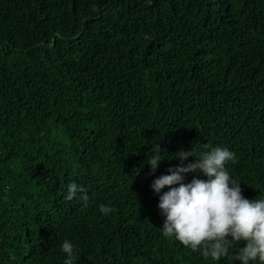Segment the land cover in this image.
<instances>
[{
  "label": "trees",
  "instance_id": "16d2710c",
  "mask_svg": "<svg viewBox=\"0 0 264 264\" xmlns=\"http://www.w3.org/2000/svg\"><path fill=\"white\" fill-rule=\"evenodd\" d=\"M154 143L264 198V0H0V264H239L163 235Z\"/></svg>",
  "mask_w": 264,
  "mask_h": 264
},
{
  "label": "clouds",
  "instance_id": "9594fccd",
  "mask_svg": "<svg viewBox=\"0 0 264 264\" xmlns=\"http://www.w3.org/2000/svg\"><path fill=\"white\" fill-rule=\"evenodd\" d=\"M147 155L153 175L164 159L180 162L150 185L159 197L164 236L173 237L192 251L202 249L203 256L213 261L227 256L232 244L244 242L234 260L239 264H264V198L250 200L243 195L240 181L226 167L235 162L233 151L224 146H209L203 152L192 148L178 151L169 159L154 143ZM190 157L194 159L189 161ZM188 174H194L190 182H186ZM166 186L168 190L164 191ZM66 199L87 201V190L73 182L68 185ZM99 209L104 216L115 211L105 204ZM60 250L65 254L64 264H74L76 249L72 241L64 240Z\"/></svg>",
  "mask_w": 264,
  "mask_h": 264
}]
</instances>
